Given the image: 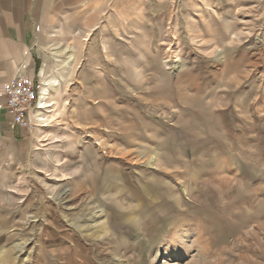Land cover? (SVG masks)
<instances>
[{
  "label": "rangeland",
  "instance_id": "374dc122",
  "mask_svg": "<svg viewBox=\"0 0 264 264\" xmlns=\"http://www.w3.org/2000/svg\"><path fill=\"white\" fill-rule=\"evenodd\" d=\"M83 9L36 46L55 121L0 136V264H264V0Z\"/></svg>",
  "mask_w": 264,
  "mask_h": 264
},
{
  "label": "crops",
  "instance_id": "0c3cea01",
  "mask_svg": "<svg viewBox=\"0 0 264 264\" xmlns=\"http://www.w3.org/2000/svg\"><path fill=\"white\" fill-rule=\"evenodd\" d=\"M87 1L0 0V136L24 134L23 128L10 126L7 109L3 106V84L19 74L36 77L39 64L36 46L49 24L59 16L83 12ZM47 68L48 63L41 69V80H45Z\"/></svg>",
  "mask_w": 264,
  "mask_h": 264
},
{
  "label": "built area",
  "instance_id": "2783aa9c",
  "mask_svg": "<svg viewBox=\"0 0 264 264\" xmlns=\"http://www.w3.org/2000/svg\"><path fill=\"white\" fill-rule=\"evenodd\" d=\"M40 76V74L38 75ZM41 78L19 74L3 84L4 108L12 129L38 127L46 123L49 113V92L42 89Z\"/></svg>",
  "mask_w": 264,
  "mask_h": 264
},
{
  "label": "bare ground",
  "instance_id": "6f19581e",
  "mask_svg": "<svg viewBox=\"0 0 264 264\" xmlns=\"http://www.w3.org/2000/svg\"><path fill=\"white\" fill-rule=\"evenodd\" d=\"M42 82H43L42 89L44 90V92H49V98H50V89L47 88L48 85H47V83H46L45 80H42ZM46 85H47V86H46ZM55 85H58V83H57L56 80H53V79H52V80L50 81V86H51V87H52V86L54 87ZM48 102H49V100H48ZM55 119H56V118H54V117L51 118V119H50V118H48V119L45 118L46 122L48 121L47 124H45V126L48 125L49 122L55 121ZM170 250H171V253H174V252H175V248H170Z\"/></svg>",
  "mask_w": 264,
  "mask_h": 264
}]
</instances>
